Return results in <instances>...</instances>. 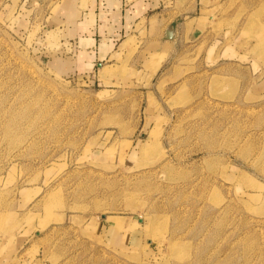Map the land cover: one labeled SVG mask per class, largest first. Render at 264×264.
<instances>
[{
  "label": "rangeland",
  "instance_id": "rangeland-1",
  "mask_svg": "<svg viewBox=\"0 0 264 264\" xmlns=\"http://www.w3.org/2000/svg\"><path fill=\"white\" fill-rule=\"evenodd\" d=\"M149 1L206 36L73 72L66 0H0V264H264V0Z\"/></svg>",
  "mask_w": 264,
  "mask_h": 264
},
{
  "label": "crops",
  "instance_id": "crops-1",
  "mask_svg": "<svg viewBox=\"0 0 264 264\" xmlns=\"http://www.w3.org/2000/svg\"><path fill=\"white\" fill-rule=\"evenodd\" d=\"M67 25L73 30L77 59L65 68L67 71L87 72L103 68L100 63L108 62L117 52L114 46L127 41L132 45L153 43V37L163 35L161 46L177 42L190 34L193 39L206 36V26L199 15L171 19L170 14L156 11L149 0H66ZM174 29L172 40L166 37L169 28ZM153 31V33H152ZM146 36L150 40H144ZM160 37V36H159ZM159 43V42H157ZM118 67V65H117ZM71 72V73H73ZM75 74V73H74Z\"/></svg>",
  "mask_w": 264,
  "mask_h": 264
},
{
  "label": "water",
  "instance_id": "water-1",
  "mask_svg": "<svg viewBox=\"0 0 264 264\" xmlns=\"http://www.w3.org/2000/svg\"><path fill=\"white\" fill-rule=\"evenodd\" d=\"M174 36V29L171 27L166 31V37L168 40H172Z\"/></svg>",
  "mask_w": 264,
  "mask_h": 264
},
{
  "label": "bare ground",
  "instance_id": "bare-ground-1",
  "mask_svg": "<svg viewBox=\"0 0 264 264\" xmlns=\"http://www.w3.org/2000/svg\"><path fill=\"white\" fill-rule=\"evenodd\" d=\"M146 147H147V146H146ZM144 150H145V149H144ZM146 150H147V149H146ZM166 167H167V166H166ZM166 167H165V168H166Z\"/></svg>",
  "mask_w": 264,
  "mask_h": 264
}]
</instances>
